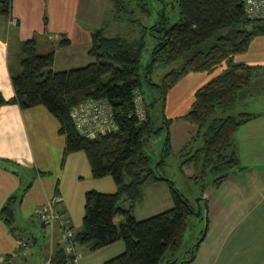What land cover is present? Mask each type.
<instances>
[{
  "label": "trees",
  "instance_id": "16d2710c",
  "mask_svg": "<svg viewBox=\"0 0 264 264\" xmlns=\"http://www.w3.org/2000/svg\"><path fill=\"white\" fill-rule=\"evenodd\" d=\"M112 1L113 18L136 26L138 37H107L103 28L95 30L87 52L91 62L64 71L52 70L54 52H40L35 37L20 43L16 55L19 72L11 74L15 95L5 101L0 93V107L11 103L21 110L44 107L57 120L58 133L64 137L62 164L67 156L82 152L92 178L113 179L115 193H85L81 229L73 233L74 249L84 247L92 253L123 242V253L104 264H160L167 255L174 257L179 250L193 210L171 188V209L140 221L133 215L135 206L143 199L145 186L156 182L169 184L161 168L172 154L169 127L173 120L163 118L166 137L160 159L154 162L144 147L163 127H153L148 108L158 100L164 108L167 93L186 74L209 73L221 63L226 64L224 71L195 91L189 111L174 119L195 126L202 139V145L183 164L201 165L202 174L207 170L214 174L212 184L219 187L228 178L229 170L240 166L234 151L235 133L259 116L233 113L236 104L250 92L253 75L259 69L234 63L233 56L245 53L254 38L264 36V18H248L242 0H160L162 7L155 14L149 8L152 0ZM167 5L177 10L175 22L171 21ZM11 6L12 0H0V16L9 19ZM136 13L141 18H136ZM44 25L46 28V16ZM67 43L65 40L59 45ZM147 45L150 53L147 65L142 67L141 56ZM141 69L145 82L158 93L152 100L144 98ZM162 69L167 70L159 81L153 82L154 70ZM138 94L144 121H139L136 113L134 100ZM91 100H106L111 105L115 130L94 137L77 131L70 112ZM4 164L0 161V165ZM30 186L8 197L0 208V220L10 232L16 230L15 206ZM124 203L127 207H123ZM203 239L204 236L200 243ZM62 246L49 264L75 260V255L67 254ZM193 259L194 256L181 264H189Z\"/></svg>",
  "mask_w": 264,
  "mask_h": 264
},
{
  "label": "crops",
  "instance_id": "0c3cea01",
  "mask_svg": "<svg viewBox=\"0 0 264 264\" xmlns=\"http://www.w3.org/2000/svg\"><path fill=\"white\" fill-rule=\"evenodd\" d=\"M78 2L79 0H12L10 18L5 19L0 16V93L5 101L12 100L15 95L11 84V74L19 72L16 55L19 44L24 41L35 37L40 52L53 51V65L60 54L65 56L66 62L71 61L73 64L77 63L76 65L82 61L88 63L87 52L90 47V37L95 30L85 26V19H83L84 22L79 21ZM45 16L47 17L46 28L44 25ZM11 19L16 21V25L10 24ZM260 38L262 36L254 38L245 53L233 56V62L258 66L259 69L263 67L264 38ZM65 40L68 43L60 46L59 44ZM80 55L85 57L80 58ZM225 69L226 64L221 63L209 73L190 72L186 74L167 93L166 108L171 106L173 108L174 105L178 104L182 105L183 101L176 99L178 93L181 95L182 91L183 93L188 91V86L192 89L190 98L194 99V93L198 88ZM192 102L190 101L186 112L182 114L178 112L182 106H176L178 111H175L168 119L174 120L185 115ZM44 110L47 112L45 108ZM43 112L40 106L21 110L15 103L0 107V161L5 163L0 165V208L7 198L14 195L22 186L21 180L4 166H15L28 172H34L35 179L24 194L19 208L26 215L24 217L21 214L23 218L29 219L31 215L35 216L41 229L40 234H44L42 239L44 245H41L39 237L29 233L30 237L19 240L15 237L14 232H10L0 220V261L3 264H49L51 257L63 247L60 239L61 228L56 225L51 233L42 226L37 217V211L48 201L58 200L55 205L57 214L67 222L73 233L76 234L82 225L85 193L88 191L106 194L116 192V186L111 177L92 178L87 159L80 152L67 156L63 166L58 170L59 180L57 182L52 183L44 180L43 176H39L40 173H46L45 169L50 166V150L48 145L43 144V137L46 134L40 129V118H46ZM253 114H259V116L241 126L234 135V151L244 169L264 167V113ZM173 137L171 134L172 150ZM57 138L52 137V146L55 145L57 152L62 155L64 148L62 139L61 137ZM89 180L93 183H89L88 186L83 185L86 181L90 182ZM17 216L15 214V219ZM45 234L48 235L47 238ZM248 240V237L243 236L242 247L237 249L241 255L250 249L251 244L248 245ZM20 242L25 243V246L21 247ZM38 244L40 248L44 246L46 256L45 258L39 256L33 261ZM30 245L33 246V249H28ZM77 247L75 246L74 255L77 252ZM123 251V244L116 242L92 253L85 249L84 255L77 256V258L75 255V260L69 262L74 264H104ZM245 258L242 257L238 264H264L262 255L260 258ZM195 259L196 256L189 264H195Z\"/></svg>",
  "mask_w": 264,
  "mask_h": 264
},
{
  "label": "rangeland",
  "instance_id": "374dc122",
  "mask_svg": "<svg viewBox=\"0 0 264 264\" xmlns=\"http://www.w3.org/2000/svg\"><path fill=\"white\" fill-rule=\"evenodd\" d=\"M166 2H169V0H166ZM113 4L112 0H79L78 19L82 22L85 19L86 25H83L90 29L103 28L107 37H138L139 30L136 26H128L126 22L113 18ZM130 6L133 8V3ZM159 7H162L160 0H152L149 6V8L154 9V14ZM167 8L172 17L171 21L175 22L177 19L176 8L172 10L170 5H167ZM135 17L141 18L139 13H136ZM141 21H144V18ZM262 38L264 37L262 36ZM149 53L150 46L147 45L141 56L142 67L147 65ZM82 57L85 56L80 55V58ZM87 60L88 63L91 62L88 56ZM84 62L82 61L78 65H76L77 63H71V61L66 62L65 56L60 54L52 66V70L64 71L88 64ZM166 70H154L152 81H159L160 75L165 73ZM143 73L144 70L141 69L144 98L152 100L158 93L156 89L145 82ZM187 89L186 93H183V91L181 95L178 93L176 99L177 101H183L182 105H174L173 108L171 106L167 109L166 106L163 108L161 100H158L152 107L148 108L153 127L156 130L163 127L151 136L144 147L145 152L151 156L154 162L160 159L166 137L163 118H171L174 112L178 111L176 106H182L178 111L179 113L186 112L190 101H193L192 97L190 98L192 89L189 86ZM40 109H43V113L46 115V118H40V129L46 134L43 137V144L48 145L50 150V166L45 169L46 174L43 179L55 183L59 180L57 173L63 164L62 155L57 152L55 145L52 146L51 139L52 137L56 139L61 137L62 146H64V137L58 133L56 119L45 112L42 106H40ZM139 109L140 115H143L145 119L142 103ZM238 112L264 113V65L255 71L250 92H248L246 98L236 104L233 113ZM169 133L170 138L171 134L174 136L173 150L171 156L166 159L164 166L161 168V173L169 181V184L156 182L145 186L143 199L135 206L133 211L135 219L140 221L171 209L173 207L171 188L180 193L192 208L193 214L188 217L187 229L179 250L174 257L167 255L160 264H181V262L189 261L192 256L194 258L196 256L195 264H224V262L225 264H238L242 257H246L245 259L260 258L261 255L264 257V167L244 169L240 165L239 168H233L229 170L228 178L216 188L212 184L215 176L210 171H205L203 175L201 165L195 163L183 164L202 145L201 137L196 134L197 128L183 120H173V125L169 127ZM81 155L85 156L84 153ZM4 167L8 168L21 180L20 190L31 184L35 179V174L32 171L28 172L15 166L8 167L6 165ZM89 183L93 182L86 181L83 185L88 186ZM123 207H127V203H124ZM15 212L18 215L14 225L16 228L14 231L15 237L19 240H25L30 237L28 233L33 234L39 237L41 245H44L42 244L44 234H40L41 229L35 216L31 215L29 219L23 218L22 215L24 217L26 215L20 210L19 205L15 206ZM205 229H207L206 232ZM47 236L45 234L46 238ZM203 236L204 239L200 243ZM243 236L248 237V245L251 244V246L246 253L241 255L237 252V249L242 247L241 240ZM121 243L123 244V242ZM198 244L199 252L194 251L195 246ZM32 247L30 245L28 249H33ZM77 248L76 258L85 253L84 247L78 246ZM39 256L45 258L46 253L44 252V246L40 248L38 244L33 261ZM68 264L74 263L68 262Z\"/></svg>",
  "mask_w": 264,
  "mask_h": 264
},
{
  "label": "built area",
  "instance_id": "2783aa9c",
  "mask_svg": "<svg viewBox=\"0 0 264 264\" xmlns=\"http://www.w3.org/2000/svg\"><path fill=\"white\" fill-rule=\"evenodd\" d=\"M245 14L248 18L258 19L264 18V0H242ZM10 24L16 25V21L11 19ZM136 113L139 121H144L143 115H140L141 96L138 94L134 100ZM70 118L77 131L86 136L94 137L96 134L113 131L116 129L113 109L106 100L87 101L80 104L70 112ZM57 199L48 201L42 208L37 211V217L42 226L53 232L56 225L61 228V243L65 246L67 254H74L73 231L56 212L55 205ZM21 247L25 243L20 242ZM16 255V254H14ZM0 264H3L0 261Z\"/></svg>",
  "mask_w": 264,
  "mask_h": 264
},
{
  "label": "water",
  "instance_id": "95a60500",
  "mask_svg": "<svg viewBox=\"0 0 264 264\" xmlns=\"http://www.w3.org/2000/svg\"><path fill=\"white\" fill-rule=\"evenodd\" d=\"M172 264H175V263H172Z\"/></svg>",
  "mask_w": 264,
  "mask_h": 264
}]
</instances>
